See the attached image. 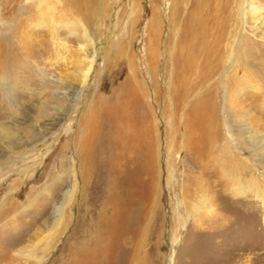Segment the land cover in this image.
<instances>
[{
	"label": "rangeland",
	"instance_id": "obj_1",
	"mask_svg": "<svg viewBox=\"0 0 264 264\" xmlns=\"http://www.w3.org/2000/svg\"><path fill=\"white\" fill-rule=\"evenodd\" d=\"M31 1L0 0L7 50ZM89 1L91 18L41 2L87 37L64 21L0 66V264H264V112L224 89L203 158L195 103L169 91L171 1ZM224 149L247 157L246 194Z\"/></svg>",
	"mask_w": 264,
	"mask_h": 264
},
{
	"label": "bare ground",
	"instance_id": "obj_2",
	"mask_svg": "<svg viewBox=\"0 0 264 264\" xmlns=\"http://www.w3.org/2000/svg\"><path fill=\"white\" fill-rule=\"evenodd\" d=\"M20 1L7 0L3 9L6 7L12 10ZM42 1L34 0L27 3V6L32 11L37 10L35 11L37 13L36 16L22 18L19 22L20 48L12 47L7 50L9 46L6 47L4 41L0 39L1 68L6 64L15 66L14 64L20 63L22 51L33 44L45 42V37L54 35L52 27L57 28L61 22L68 21L67 26L70 27L71 33L77 34L80 31L87 37L88 31L83 23L65 20L67 18L56 19L55 7L43 8ZM170 1L171 6L166 16L168 22L166 68L169 91L181 102L195 103L193 116L197 125L195 131L202 136L199 141L202 156L206 159H215L218 155L214 154L213 144L218 132L214 130L216 125L212 112L215 110L217 97L224 89L228 92L226 98L229 101H242L249 97L245 101H250L264 112V7L257 6L254 0ZM89 3V0H62V7L73 15L78 13L85 15V18L89 16L91 18ZM157 16L155 12L151 24L156 35L160 27ZM39 24L48 26L50 31L35 28L39 27ZM28 30H33V34H29ZM81 46L85 47L84 44ZM41 51L46 55L50 52L43 49ZM134 87L142 88V85L137 83ZM223 152L227 159L222 160V163H225L224 167L229 175L233 178L237 176L238 182H243L242 176L245 175L247 181L252 182L248 188L235 189L238 193L246 194L249 187L253 188L252 185H256L257 182L253 174L247 170V157L242 158L228 149H224Z\"/></svg>",
	"mask_w": 264,
	"mask_h": 264
}]
</instances>
